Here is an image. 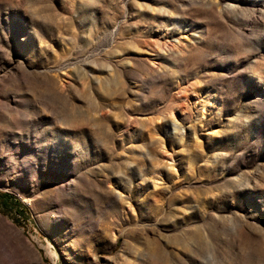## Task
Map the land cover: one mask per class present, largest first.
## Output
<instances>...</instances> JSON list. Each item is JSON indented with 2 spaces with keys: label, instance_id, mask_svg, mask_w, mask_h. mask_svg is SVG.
Listing matches in <instances>:
<instances>
[{
  "label": "rangeland",
  "instance_id": "obj_1",
  "mask_svg": "<svg viewBox=\"0 0 264 264\" xmlns=\"http://www.w3.org/2000/svg\"><path fill=\"white\" fill-rule=\"evenodd\" d=\"M0 264H264V0H0Z\"/></svg>",
  "mask_w": 264,
  "mask_h": 264
},
{
  "label": "bare ground",
  "instance_id": "obj_2",
  "mask_svg": "<svg viewBox=\"0 0 264 264\" xmlns=\"http://www.w3.org/2000/svg\"><path fill=\"white\" fill-rule=\"evenodd\" d=\"M162 173H163V171H161V170H159L158 172H157V176H155V181L156 182H158L157 180L159 179V178H161V177H158V176H162ZM160 181V180H159ZM155 183V182H154ZM159 183V182H158Z\"/></svg>",
  "mask_w": 264,
  "mask_h": 264
},
{
  "label": "trees",
  "instance_id": "obj_3",
  "mask_svg": "<svg viewBox=\"0 0 264 264\" xmlns=\"http://www.w3.org/2000/svg\"><path fill=\"white\" fill-rule=\"evenodd\" d=\"M4 196L7 197V198H11V197H12V196L9 195V194H4ZM12 198H13V197H12Z\"/></svg>",
  "mask_w": 264,
  "mask_h": 264
}]
</instances>
